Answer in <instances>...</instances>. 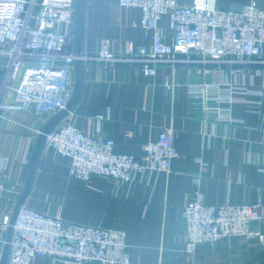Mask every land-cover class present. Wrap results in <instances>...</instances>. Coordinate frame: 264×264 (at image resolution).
<instances>
[{"label":"crops","instance_id":"1","mask_svg":"<svg viewBox=\"0 0 264 264\" xmlns=\"http://www.w3.org/2000/svg\"><path fill=\"white\" fill-rule=\"evenodd\" d=\"M191 1L178 0L183 5ZM250 1L264 8V0H215L221 11ZM140 20L137 7H119L118 0H86L83 54H95L101 39H109L114 51L127 43L148 47L151 34L140 27ZM159 27L170 40L166 17ZM200 66L161 63L155 75L145 77L136 65L109 67L84 62L79 99L57 125L71 124L97 140L111 139L115 152L139 159L148 142L170 129L177 156L169 172H145L120 190L106 176L94 174L89 181L72 177L71 159L44 143L25 206L65 222L125 231L130 264H264V247L237 237L215 245L199 244L194 254L185 252L182 213L197 189L194 177L200 178L207 205H264V99L237 95L241 101L232 105L234 121L228 123L215 120L212 111L196 108L200 99L186 93L190 83L228 81L261 86L264 77L254 75L252 69L264 65H253L234 77L214 66L209 73L197 72ZM71 77L73 81V69ZM166 81L170 89L165 87ZM12 99L13 92L8 90L0 107V158L18 154L12 174L24 183L33 143L49 115L18 111ZM98 114L108 115L99 127L94 121ZM30 137L33 141L25 164L22 159ZM4 208L2 205L1 211ZM32 264L61 261L43 256Z\"/></svg>","mask_w":264,"mask_h":264},{"label":"built area","instance_id":"2","mask_svg":"<svg viewBox=\"0 0 264 264\" xmlns=\"http://www.w3.org/2000/svg\"><path fill=\"white\" fill-rule=\"evenodd\" d=\"M77 0H0V107L5 93L13 92L18 111L52 115L65 109L73 93L72 66L77 58L109 67L136 65L145 77L157 73L161 63L174 67L186 62L201 65L197 72L209 73L210 66L233 77L264 65V8L250 1L240 12L221 11L215 0H118L119 7L141 10L140 27L151 34L148 47L127 43L120 51L101 39L95 54L74 52V16ZM166 17L171 38L167 40L159 23ZM227 67V69H224ZM264 77V67L252 69ZM165 87L171 88L166 81ZM189 98L201 111H212L215 120L233 123L232 105L239 94L264 99V84L258 87L230 82L190 83ZM214 105H210V103ZM108 115H95L97 127ZM30 137L23 157L28 163ZM45 144L71 159L70 175L89 181L101 175L115 181L120 190L145 172H169L177 156L170 129L162 130L144 147L141 159L117 153L111 139L97 140L71 124H59L46 136ZM264 152V143L261 144ZM18 157L0 158V261L12 210L23 183L12 174ZM201 165L203 163L199 161ZM197 189L183 209L185 252L194 254L199 244H218L237 237L255 240L264 247V205L259 203L207 205ZM5 208L1 211V206ZM59 258L61 264H130L126 233L116 229L65 222L25 206L12 225L6 264H32L39 257Z\"/></svg>","mask_w":264,"mask_h":264},{"label":"water","instance_id":"3","mask_svg":"<svg viewBox=\"0 0 264 264\" xmlns=\"http://www.w3.org/2000/svg\"><path fill=\"white\" fill-rule=\"evenodd\" d=\"M85 2L86 0H77L76 5H75L74 52L78 57L81 56L83 53V13H84ZM241 9H242V6H236V7L233 6L231 8V10L235 12H240ZM66 64L71 65L73 69V93L65 109L49 117V119L46 121V123L42 127L40 133L37 135L33 143L26 176H25V180L23 183L22 192L12 210L10 221H9V226L5 234V246H4L0 264H6L7 255L9 251V242H10L11 233H12V225L15 221V218L17 216V213L20 207L24 205L25 199L28 196L29 191L31 189L38 157L45 143L46 136L74 108L75 104L77 103L79 99V95L81 92V86H82L83 60L81 58H77L71 63H65V62L56 63V65H61V66L66 65Z\"/></svg>","mask_w":264,"mask_h":264},{"label":"rangeland","instance_id":"4","mask_svg":"<svg viewBox=\"0 0 264 264\" xmlns=\"http://www.w3.org/2000/svg\"><path fill=\"white\" fill-rule=\"evenodd\" d=\"M0 83H1V79H0Z\"/></svg>","mask_w":264,"mask_h":264}]
</instances>
